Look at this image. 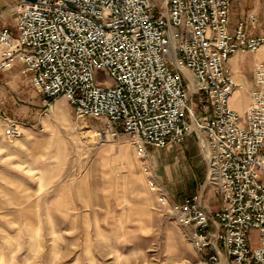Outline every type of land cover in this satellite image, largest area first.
<instances>
[{
    "label": "built area",
    "instance_id": "1",
    "mask_svg": "<svg viewBox=\"0 0 264 264\" xmlns=\"http://www.w3.org/2000/svg\"><path fill=\"white\" fill-rule=\"evenodd\" d=\"M231 9L232 0H19L14 25L0 28V72L20 64L45 110L65 98L78 119L103 121L98 136L126 137L141 159L148 146L195 134L219 208L208 211L199 196L171 201L146 168L149 189L212 263L264 264V61L242 114L227 67L236 53L263 49L264 35L244 21L231 30ZM257 20L249 16L250 29ZM98 70L112 82H98Z\"/></svg>",
    "mask_w": 264,
    "mask_h": 264
},
{
    "label": "rangeland",
    "instance_id": "2",
    "mask_svg": "<svg viewBox=\"0 0 264 264\" xmlns=\"http://www.w3.org/2000/svg\"><path fill=\"white\" fill-rule=\"evenodd\" d=\"M18 1L0 0L9 21ZM240 64L252 78L253 57ZM21 67L8 73L19 74L14 89L0 88V111L19 123L8 137L0 117V264H230L224 257L212 263L210 251L197 252L190 230L165 213L148 187L146 168L171 201L199 196L208 211L218 209L215 188L204 182L200 148L148 146L146 159L137 155L130 164L118 155L124 147L136 152L126 137L97 141L103 121L78 119L65 98L45 110ZM96 79L112 82L105 70ZM193 101L198 112L199 96ZM258 234L250 232L254 245Z\"/></svg>",
    "mask_w": 264,
    "mask_h": 264
},
{
    "label": "crops",
    "instance_id": "3",
    "mask_svg": "<svg viewBox=\"0 0 264 264\" xmlns=\"http://www.w3.org/2000/svg\"><path fill=\"white\" fill-rule=\"evenodd\" d=\"M261 0H232V14H231V18H230V29L233 30L236 25L240 22V21H244L247 23V28L255 35H264V29L260 28V23H261V16L264 14V0H262V3L260 2ZM8 10V8H6ZM6 9L0 11V28H2L3 26H12L14 25L15 21H14V14H13V20H8L6 19ZM13 12V9H11ZM256 15L257 16V23L255 28L250 29V24H249V16L250 15ZM246 55H250L251 57H253L254 59V65L256 62L258 61H264V48L260 49L257 52L254 53H236L235 55H233L227 62V67L228 69L231 71V73L233 74V76L236 78V80L238 81L240 87L238 88H242L241 90V98L243 99V104L242 105H236V107L232 106L235 110L239 111L242 110L243 112H245V110L247 109V107L250 104V90L253 88V76L252 78H249L247 76H245L243 74L242 68H241V64L240 62L246 57ZM12 72V71H10ZM8 72H0V76L2 77V81H4V83H0V88L5 87V86H10L12 89H14L15 85H17V82L19 81L18 79H20V77L18 76L19 74H8L10 73ZM29 83H30V79H29ZM31 84V83H30ZM7 88V87H5ZM1 105H3V103H0V109H1ZM4 105H3V107ZM0 113H3V115H1L0 117H2V119H4V117H6L8 120L6 121V129L4 131L5 135H7L6 130L9 128L10 123L9 121L15 123V130L18 128V121L7 116L5 111L2 110L0 111ZM15 136V134H14ZM10 137V136H8ZM193 140H192V139ZM197 144V139L195 137L194 134L188 136L186 138V140L184 141L183 144L178 145V146H183L186 151H192L194 152L196 150V148L198 147L199 150V146ZM151 147V146H149ZM174 147V146H173ZM129 148V147H128ZM172 147H168V148H164V149H171ZM200 153V151H199Z\"/></svg>",
    "mask_w": 264,
    "mask_h": 264
},
{
    "label": "bare ground",
    "instance_id": "4",
    "mask_svg": "<svg viewBox=\"0 0 264 264\" xmlns=\"http://www.w3.org/2000/svg\"><path fill=\"white\" fill-rule=\"evenodd\" d=\"M241 90H242V88L240 89V88H237L236 89V91L233 93V95H232V97H231V100H230V102H231V105L232 106H234V107H236V105H241L240 104V100L242 99L241 98ZM240 114H242L243 113V111L242 110H239L238 111ZM95 129L93 128V130L92 131H94ZM92 133V132H91ZM93 134H94V132H93ZM96 136H98V133H97V131H96ZM99 138H97V141H98V139L100 140V141H107V139L109 138L108 136L107 137H105V138H101L100 136H98ZM95 140V139H94ZM118 155H119V157L120 158H123V159H127V161L130 163V164H132L133 162H134V160L135 159H138V157H137V154H136V152H135V150L134 149H132V148H128V147H124V148H120L119 149V153H118ZM141 164V163H140ZM138 165V164H137ZM135 176V175H134ZM138 176V175H137ZM134 179V178H133ZM138 179V178H137ZM131 181V180H130ZM141 181V180H140ZM134 182V181H133ZM133 182H131V184L133 183ZM138 182V181H137ZM139 185V184H138ZM136 188V187H135ZM144 190V189H143Z\"/></svg>",
    "mask_w": 264,
    "mask_h": 264
}]
</instances>
